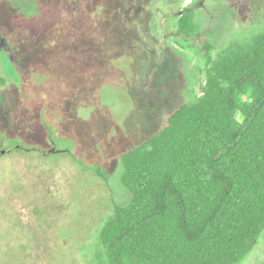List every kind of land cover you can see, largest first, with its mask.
I'll list each match as a JSON object with an SVG mask.
<instances>
[{
	"label": "rangeland",
	"instance_id": "374dc122",
	"mask_svg": "<svg viewBox=\"0 0 264 264\" xmlns=\"http://www.w3.org/2000/svg\"><path fill=\"white\" fill-rule=\"evenodd\" d=\"M189 8L214 57L264 31V0H0V264H106L122 154L204 93Z\"/></svg>",
	"mask_w": 264,
	"mask_h": 264
},
{
	"label": "trees",
	"instance_id": "16d2710c",
	"mask_svg": "<svg viewBox=\"0 0 264 264\" xmlns=\"http://www.w3.org/2000/svg\"><path fill=\"white\" fill-rule=\"evenodd\" d=\"M195 15L178 34L204 47V93L122 154L132 200L100 231L106 264H242L264 232V31L214 57Z\"/></svg>",
	"mask_w": 264,
	"mask_h": 264
}]
</instances>
